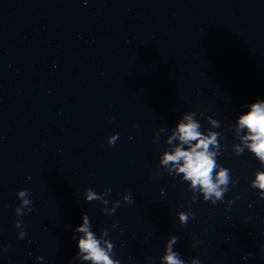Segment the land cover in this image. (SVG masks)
Listing matches in <instances>:
<instances>
[{"label": "water", "instance_id": "95a60500", "mask_svg": "<svg viewBox=\"0 0 264 264\" xmlns=\"http://www.w3.org/2000/svg\"><path fill=\"white\" fill-rule=\"evenodd\" d=\"M257 102L264 0H0V264H93L84 216L113 264H264ZM186 117L219 198L162 162Z\"/></svg>", "mask_w": 264, "mask_h": 264}, {"label": "clouds", "instance_id": "9594fccd", "mask_svg": "<svg viewBox=\"0 0 264 264\" xmlns=\"http://www.w3.org/2000/svg\"><path fill=\"white\" fill-rule=\"evenodd\" d=\"M187 123H180L177 128L179 132V139L184 143L190 141H197L195 145L190 147V150H183L177 147L172 154H165L163 163L183 161L179 171L184 174V178L191 181L193 188L199 186L203 192L205 199L215 195L217 198L221 196L218 190L219 184L226 183L227 174L221 171L218 174V183L213 182L212 173L215 168V161L212 158L213 154L208 151V145L212 140H205L201 138V133L197 131L199 125L186 117ZM239 125L248 128L252 135L249 137L253 142L249 146L251 150L256 153L262 160H264V102H257L251 105V110L246 112L239 118ZM110 145L114 144L111 140ZM258 186L264 188V174L257 176ZM24 191L19 193L23 197ZM95 198L94 194L89 192L88 200ZM127 199L132 203L133 198L129 193ZM27 204L28 201H23ZM19 211V209H17ZM184 215H181V221L186 220ZM84 223L77 228V231L84 233L78 240V248L80 252L87 255L83 258L93 261V264H113L108 255L99 245V241L94 237V234L89 230V221L87 216L83 217ZM173 240H178V237H173ZM167 264H183L177 258V254L169 251V254L164 257ZM197 264V262H193Z\"/></svg>", "mask_w": 264, "mask_h": 264}]
</instances>
